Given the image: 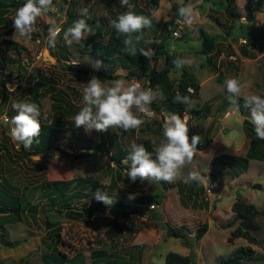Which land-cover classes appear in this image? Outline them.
<instances>
[{"label":"rangeland","instance_id":"1","mask_svg":"<svg viewBox=\"0 0 264 264\" xmlns=\"http://www.w3.org/2000/svg\"><path fill=\"white\" fill-rule=\"evenodd\" d=\"M106 2L111 10L115 9V4H120L119 0ZM138 3L156 17L159 23L172 20L178 25L175 28L176 33H170L168 49L176 54V59L192 61L186 65L189 66V72L197 84L196 92L190 96L191 103L187 104V113L189 114L192 106L202 105L204 108L209 103L206 114L188 118V128L195 130L199 136L204 133L211 134V141L197 150L195 164L185 168V172L195 168L205 178L202 182L205 184L203 194L206 203L195 207L183 205L178 199L176 186L172 184L164 187V181L137 179L132 182L124 174L127 165L121 169L120 176H116L113 170H108L109 166L113 168V163L109 161V156L103 149L101 154H86L90 152V149L86 148L88 142L98 139L97 131L86 132L83 127H76L72 119L83 106L82 83L96 75L80 70L92 65L93 59L83 52L81 47L84 46L83 41L94 31L80 41L78 46L74 42L72 49L70 48L72 53L62 56L57 47L65 44L63 32L57 37L55 47L49 46V51L47 29L51 17L66 30L73 22L67 16L69 7L79 14L81 9L87 8L88 18L93 16L105 21L110 15V9L100 0H53L56 10L38 19L36 31L30 39L20 37L14 29L7 36L1 35L10 38V44H15L17 49L0 44V49L5 47L6 54L16 58L5 67L0 66V78L3 80L2 84L0 83V176H5L20 188L35 184L42 178L93 176L106 185L104 189L108 192L114 193L116 188L124 189L130 205L136 196L158 190L160 201L151 200L153 206L144 209L145 213L142 215L129 214L127 224L129 223L131 232H123V237L114 239L105 233L108 221L113 216V212L105 207L94 209L87 220L57 211L51 212L49 217L56 221L54 226L59 228L57 248L67 255L80 256L84 264H90L92 249H104L108 245L114 247V257L125 258L126 263L164 264L165 253L177 251L189 254L192 264H216L219 257L231 253L238 244H248L254 250L253 257L247 259L245 264H264V160L250 159L246 170L231 175V170L228 172L224 165L210 161L219 153L242 154L248 145V137L244 134L241 123L242 117H247L248 113L245 108L240 107L237 113L235 106L230 105L226 99V92L221 86L225 77L232 75L242 81H251L252 88L248 91L264 95V37L251 43H247L246 39L242 40L245 38L243 33L264 30V0H233L232 9L236 16L232 18L224 12V0H189L188 4L193 6L195 16L191 27L183 24V18L173 13L168 0H159L157 6H153L150 0H139ZM14 10L10 9L6 20L0 23V33L12 25ZM229 26H232L231 33H228ZM240 26L242 32L239 31ZM199 28L204 29L216 41L220 54L213 58L214 64L206 63L205 55L198 53ZM105 32L106 26L96 33L104 36ZM160 64L161 60H158L154 66L157 68ZM124 72V69L116 68L113 73L119 75ZM169 73L173 82L181 74L180 69L175 67ZM8 74L11 78L7 77ZM96 76L105 81L121 77L129 80L133 78L119 75L105 79ZM36 81L40 84L35 89ZM34 91L38 95L34 96ZM55 92L78 107V110L73 108L75 110L71 114L64 113L60 116L61 129L58 132L57 144L64 152L47 149L33 153L22 144L17 147L8 134L10 125H6L3 120L4 116L10 118L15 115L11 109L12 102L36 103L40 109L39 119L50 121L56 112V106L53 105ZM144 119L158 120L161 128L153 135L162 138V122L158 114ZM139 134L140 130L133 135L125 133L122 136L124 144L129 146L130 142H136ZM80 153L83 154L79 155ZM111 182L115 183V186L109 188ZM94 193L88 192L89 196L80 200L73 198V203L79 206L83 201L86 204ZM236 193L245 201L252 202L258 209L257 218L260 223L258 228L252 230V234L259 243H250L241 236L228 239L233 226V222H229L234 216L230 204ZM42 216L40 211L33 216L24 212L20 220L4 223L7 238H16L18 241L8 246L0 244V264H41L40 252L44 249L41 237L47 230ZM203 221H206L203 234L196 241L189 236L191 243L188 246H185L179 237L166 233V227L180 222L194 228Z\"/></svg>","mask_w":264,"mask_h":264},{"label":"trees","instance_id":"2","mask_svg":"<svg viewBox=\"0 0 264 264\" xmlns=\"http://www.w3.org/2000/svg\"><path fill=\"white\" fill-rule=\"evenodd\" d=\"M106 8L110 9L106 1L100 0ZM139 0H130L131 3L135 4L136 7L134 11L139 15H144L151 21V27L142 30V34L145 39L151 38L156 41L150 45H144L143 42L139 47H144L147 49H152L153 55L150 59L145 58L139 54V51L135 56L128 54L125 51L123 44L124 36L118 35L114 28L111 26L110 21L115 19L118 14L127 11L125 7L121 4H115V9H110V15L105 21L99 20L98 17L88 18L81 17L78 12L70 9L67 10V16L70 21H74L79 18L86 19L89 26L92 28L94 33L87 37L83 41L84 46L81 47L83 52L93 59L92 65L84 70L89 73H94L102 78H113L119 75L125 77H134L141 81L145 88L151 87L153 90L159 86L163 91L165 99L160 100L157 98L150 105L156 110L163 109L167 112H179L187 110V104L174 103V97L176 91H179L181 95L188 96L190 98L191 94L196 92L197 84L194 80L193 75L189 72V66L184 65L180 69V76L173 82L170 79V70L174 68L173 61L176 59V54L169 50V39L171 31L176 27V22L173 23L172 20L163 21L159 23L157 18L152 14L144 10L138 3ZM159 0H150L153 6H157ZM171 7L173 8V13L179 16L178 9L182 6H186L189 0H168ZM206 1V0H205ZM26 0H0V23L6 20V14L10 9H16L23 5ZM224 12L226 16L232 18L236 16L232 9L233 0H224ZM106 26L105 35H98L100 29ZM47 27V26H46ZM231 27H228V33H231ZM13 30L12 25L8 26L5 31L0 33V44H5V47L16 48L15 44H10L12 41L10 38L2 37L9 35ZM239 31L242 32V26H240ZM200 40V48L198 53L205 55V62L208 64H214L213 58L219 56L220 52L217 49L216 41L213 36L207 34L204 29H198ZM104 34V33H103ZM141 33H133L132 35H140ZM247 43H251L254 40L264 37V30L259 32L248 31L243 33ZM234 37V36H233ZM88 43V44H86ZM78 46V44L76 43ZM5 47L0 49V66L5 67L9 62H13L16 58L9 56L5 52ZM61 52L62 56H67L72 53L71 46L62 44L57 47ZM17 49V48H16ZM76 49V48H74ZM47 50L50 51L49 45H47ZM54 54V53H53ZM101 61L102 65L97 70L95 67V61ZM158 60H161L159 67H155L154 64ZM116 68L124 69V74L114 75ZM22 76V73L20 74ZM9 78L10 75L8 74ZM3 80L0 78V83ZM40 82L36 81L34 88ZM193 86V93H188L186 86ZM224 91V90H223ZM225 92V91H224ZM37 94L34 91L33 95ZM38 95V94H37ZM54 103L56 106L55 114L52 116L51 120L39 119L41 124V133L39 137L33 140L31 151L36 153V151H45L47 149H54L57 152H64V150L57 144V136L59 129H61V115L71 114L78 107L70 103L68 99L62 97L58 92L53 95ZM240 108L244 109L243 99L239 100ZM208 104L203 108L190 107L189 117L191 116H203L206 114ZM204 105V104H203ZM75 108V109H73ZM247 113V117H242L241 123L243 129L245 130V135L248 137V145L242 154H229V153H219L215 155L210 161L215 164H222L224 168L231 170V173H237L239 171L246 170L248 166V161L250 159H263L264 160V140L257 139L254 132V126L249 120V110L244 109ZM1 112V111H0ZM160 119V118H159ZM161 121V120H160ZM161 128L160 123L156 119L145 120V123L138 129H132L128 132H123L121 129H108L105 132H97L98 139L88 142L86 148L90 149L89 153L86 154H101V149L104 150L105 154L109 156V161L113 163L112 166L108 167L109 171H114L116 176H120V172L125 164L123 163L124 158L127 155L128 146L124 144L122 136L127 134H134L136 131L140 130L137 143H142L145 145L149 151L152 150V140L156 139L159 141L158 137H155L153 133ZM148 131V132H147ZM116 133H119L117 135ZM189 138L193 135H197L195 130L189 128L188 132ZM211 134L204 133L200 136V142L197 145V150L202 149L209 141H211ZM80 153L79 155H82ZM77 155V154H76ZM109 188L115 186V183ZM164 187L170 185H175L178 193V199L183 205H191L193 207L206 203V198L203 194L205 184L202 180L199 182H192L191 184H184L180 180H176L173 183L166 184L163 183ZM256 185H259L256 183ZM106 185H103L95 177L91 176H81L75 177L71 176L68 178H53L47 179L42 178L37 180L35 184L29 186H22L21 188L8 180L5 176H0V244L3 245H13L18 239L7 238V231L4 227L8 221L20 220L21 214L24 212L36 214L40 211L42 219L47 227L45 235H43L42 243L44 244L43 251L40 252L41 264H84L80 256H74L73 254L67 255L65 252L59 250L56 246V240L59 236V228L56 225V221L51 220L49 214L53 211L59 213H65L71 217H80L81 219L87 220L94 209L105 207L113 212V216L108 221V226L105 229L106 235L109 238L114 239V237H123L121 234L123 232H131L129 223L127 224V216L129 213L138 212L140 214L144 213L143 205L147 204L151 200L160 201V193L158 190L153 192H147L136 196L133 200V204L127 202L126 193L124 189L116 188L114 193L105 190ZM99 189L102 193H106L112 199V204L105 205L102 202L97 201L94 195L88 198V202L85 204L83 201L80 202L79 206L73 203V198L82 199L88 195V192H96ZM89 196V195H88ZM35 198V199H34ZM34 199V201H32ZM230 210L234 212L232 216L233 226L230 230V235L228 239L233 236H241L245 238L248 242L259 243V241L253 236L252 230L259 227L258 209L257 207L249 201H245L243 197L236 193L234 199L230 204ZM120 217V220L118 218ZM206 228V221L199 223L196 227L190 228L186 226L185 223H178L173 226L166 227V233L173 237H179L185 246L191 243L189 236L192 239L199 240V237L203 234ZM129 234V233H128ZM264 245V242L262 243ZM114 247L108 245L106 248L102 247L94 248L90 252V264H133L132 262L126 263L125 258L114 257ZM253 248L248 244L236 245L231 253L226 254L218 258L216 264H245L247 259L253 257ZM79 258V259H77ZM164 264H192L189 254L179 253L177 251H168L164 255Z\"/></svg>","mask_w":264,"mask_h":264},{"label":"clouds","instance_id":"3","mask_svg":"<svg viewBox=\"0 0 264 264\" xmlns=\"http://www.w3.org/2000/svg\"><path fill=\"white\" fill-rule=\"evenodd\" d=\"M119 2L127 11L118 14L115 19L111 20V26L118 35L125 37L123 44L128 54L135 56L139 51L140 55L150 59L153 55L152 49L146 50L144 47H139L141 42L144 45L156 42L151 38L145 39L142 34L143 29L151 27L150 19L137 14L134 11L136 5L130 0H119ZM55 10L53 0H26L23 5L14 10V15L11 18L12 27L20 37L30 39L32 33L36 31L35 25L38 19ZM178 14L183 18V24L188 27L193 25L195 16L191 4L180 7ZM80 16L87 17L88 9H81ZM61 32H63L65 44L71 46L74 42L78 44L89 36L92 33V28L86 19L79 18L65 30L49 17L47 40L50 47H55L56 39ZM133 33L141 34L133 36ZM101 63V61H95L97 70L101 67ZM186 63L191 64L192 61L181 59L173 61L176 69H181ZM191 87L193 88V86ZM221 87L226 92L229 104L235 106L237 113L239 112V100L243 99L244 107L249 110L248 118L254 126L256 138L264 140V95L248 91L252 88L251 81H242L232 75L225 77ZM187 91L193 93L194 89H187ZM157 98L165 99L159 86L155 90L151 87L145 88L142 82L134 77L130 80L121 77L105 81L92 75L86 83H82L83 106L72 121L76 127H83L86 132L92 130L106 132L108 129H121L123 132H128L140 128L145 123L144 117L152 118L155 115L150 105ZM173 102L189 104L191 100L188 96H183L179 91H176ZM11 109L15 115L3 118L4 123L10 125L8 134L16 142L17 147L22 144L25 149H29L33 140L41 133L39 106L32 102L13 101ZM188 118L189 114L182 117L175 112L165 113L162 123V138L159 141L152 140L151 151L142 143L130 142L127 155L123 160V163L128 166L124 169V174L132 182L137 179L142 181L152 179L167 183L180 180L187 185L204 180L205 178L195 168L185 172L187 166L195 164L194 158L197 153V145L200 142L199 135L189 138ZM116 134L119 135V133ZM93 195L97 201L105 205L112 204L111 197L99 189ZM149 202L153 203V201ZM148 203L143 205L144 209L149 206Z\"/></svg>","mask_w":264,"mask_h":264},{"label":"built area","instance_id":"4","mask_svg":"<svg viewBox=\"0 0 264 264\" xmlns=\"http://www.w3.org/2000/svg\"><path fill=\"white\" fill-rule=\"evenodd\" d=\"M177 26H178V25H177ZM174 31H175V30H174ZM174 31H172L173 34L176 33V31H175V32H174ZM242 40L244 41L245 39L242 38ZM186 88H187V89H192V90H193V88H192L191 86H188V85L186 86ZM188 92H189V91H188ZM150 107H151V106H150ZM151 109H152V111H153L154 113L158 114V117L160 118V120H161L162 123H163V117H164L165 113H171V112H167V111H165V110H163V109L156 110V109L153 108V107H151ZM175 113L180 114L182 117H183L185 114L188 115L187 112L179 113V112L175 111ZM123 168H125V166H123L122 169H123ZM148 205H149V206H152L153 203L149 202ZM129 214H130V215H133V214H138V213H134V212H132V213H129Z\"/></svg>","mask_w":264,"mask_h":264},{"label":"water","instance_id":"5","mask_svg":"<svg viewBox=\"0 0 264 264\" xmlns=\"http://www.w3.org/2000/svg\"><path fill=\"white\" fill-rule=\"evenodd\" d=\"M45 53V52H44ZM44 55V54H43Z\"/></svg>","mask_w":264,"mask_h":264}]
</instances>
